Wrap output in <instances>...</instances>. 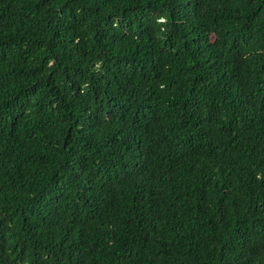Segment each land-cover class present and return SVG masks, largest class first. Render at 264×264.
Instances as JSON below:
<instances>
[{"label":"trees","instance_id":"1","mask_svg":"<svg viewBox=\"0 0 264 264\" xmlns=\"http://www.w3.org/2000/svg\"><path fill=\"white\" fill-rule=\"evenodd\" d=\"M0 264H264V0H0Z\"/></svg>","mask_w":264,"mask_h":264}]
</instances>
